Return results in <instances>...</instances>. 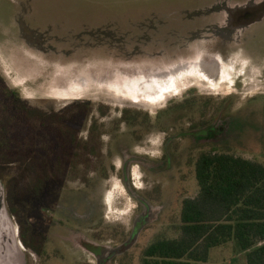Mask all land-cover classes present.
Segmentation results:
<instances>
[{
	"label": "rangeland",
	"instance_id": "1",
	"mask_svg": "<svg viewBox=\"0 0 264 264\" xmlns=\"http://www.w3.org/2000/svg\"><path fill=\"white\" fill-rule=\"evenodd\" d=\"M218 1L0 0V109L3 84L29 106L63 118L52 124L54 132L70 127L76 134L74 154L64 163L39 153L40 144L45 146L37 138L12 144L33 149L26 162L0 165L25 264L28 257L29 264H63L55 259L56 249H79L55 245L59 225L50 216L60 194L73 213L86 207L82 202L89 194L81 189L97 184L104 197L102 217L89 227L73 226L74 236L78 228L91 243L122 251L114 264H143V252L153 242L179 236L183 202L199 193L195 163L202 153L230 152L264 164V22L252 31L251 43L241 31L209 32L207 17ZM205 58L219 60L222 73L214 85L191 81L186 89L179 87L180 94L168 89L160 106L114 98L115 86L125 85H117L114 76L133 82ZM205 127L217 133L212 141L202 132L183 136ZM167 132L179 138L174 146L182 150L175 170L135 166L132 171L139 177L131 175L132 188L146 193L158 187L161 194L154 198L166 206L152 224L137 229V203L117 170L122 156L159 159ZM0 138L8 142L1 129ZM34 251L43 253L40 261ZM71 261L77 264L76 258ZM209 264H246V255L231 242L213 249Z\"/></svg>",
	"mask_w": 264,
	"mask_h": 264
},
{
	"label": "trees",
	"instance_id": "2",
	"mask_svg": "<svg viewBox=\"0 0 264 264\" xmlns=\"http://www.w3.org/2000/svg\"><path fill=\"white\" fill-rule=\"evenodd\" d=\"M1 88L0 129L8 142L0 138V165L26 162L33 149L25 152L12 144L27 139L43 142L45 150L40 144L39 153L53 156L52 161L64 163L73 156L76 134L70 127L53 131L52 124L63 118L29 106L3 84ZM195 168L199 193L183 202L179 236L153 242L143 252V264H209L212 250L231 242L246 255V264H264V164L212 151L202 153Z\"/></svg>",
	"mask_w": 264,
	"mask_h": 264
},
{
	"label": "flooded vegetation",
	"instance_id": "3",
	"mask_svg": "<svg viewBox=\"0 0 264 264\" xmlns=\"http://www.w3.org/2000/svg\"><path fill=\"white\" fill-rule=\"evenodd\" d=\"M234 1H244L248 4L249 8L248 10L244 11V13H240L238 15L237 7L239 4L233 3ZM254 1V2H253ZM219 4H216V7L213 9H210L209 11V20L212 22L211 28L207 29L209 32H218L222 30L221 32H230V33H238L239 31L243 32V34H247L245 42L251 43V38L255 35H251L253 33L252 31L257 28L261 22H264V18L259 19L255 18L254 22L252 24L250 22L249 25L245 26L244 30H241L240 26H229V22L235 23H241L240 21L242 19L251 21L256 12L258 11V8L261 6V4H257L259 2H256L255 0H219ZM243 2V3H244ZM230 3V4H229ZM236 8V9H235ZM232 29V30H231ZM252 29V30H251ZM251 30V31H250ZM231 47L232 44L225 43V47ZM199 129H196L194 131L185 132L183 133L184 137H190L188 136L190 133L194 132H202V137L208 138L209 141H212L213 139H210L212 136L214 138L217 137V133L215 131L210 130V128L205 127L203 130L198 131ZM214 133L216 135H214ZM167 137L164 140V143L162 144V156L159 159H152L148 156H142V155H134L131 154L130 157L122 156L121 164L119 166V169L117 170L118 175L121 177V180L125 186V188H129V194L132 197V199L137 203V210L134 214V227L137 229H141L146 227L149 224H152L156 219H158L159 214L165 209L164 202L161 201V203H158L157 201L160 200V197L155 200V195H160L161 190L156 187L157 189H153L152 191L145 192H139L136 191L134 188H132L131 175L133 177L135 176V179H139L137 173H132L133 168L135 166H138L141 170H145L144 168H151V170L159 169L163 173L169 174L172 170H175V167L173 166L174 159H178L180 155H182V150L178 149L176 150L174 146V142L179 139L175 136H170L168 132L165 134ZM217 152V151H215ZM124 154V153H123ZM106 174V173H105ZM134 179V178H133ZM97 184L93 185L91 188V185L86 186V189H81V191L88 192L89 195L86 198L85 201L82 202L83 207L85 209L77 210L72 213V209H68V207L63 205V202H60L61 194L56 197V202L54 203L53 207V215L50 216V218H53L54 222L59 225L58 227H55L54 236L56 237V247H60V245H72L73 244L78 247L77 250H64V249H56L54 251L55 253V259H59L60 262L63 264H71L72 258H76L77 264H114L115 258L118 257L123 252L115 249L112 251H109L104 247L103 245H96L95 243H91L89 241L88 237H84L83 234L79 231L77 228L76 236H74V227L75 225L79 224L81 227L90 225H94L96 221L101 219L102 215V206L104 204V197L99 195L97 193ZM76 191V192H81ZM75 192V191H74ZM93 200L92 203H90V206L87 204L88 201ZM186 200V199H185ZM184 200V201H185ZM157 202L156 204H154ZM154 205V207H153ZM68 206V205H67ZM142 211V213H141ZM144 211V212H143ZM146 213V214H145ZM150 214V216H148ZM150 217V218H149ZM67 232H70L71 235L67 237ZM72 236V237H71ZM94 244V245H93ZM70 253V254H69ZM34 254L39 257V261L42 258V252L34 251ZM73 255V256H71ZM29 264L31 262L30 257H28ZM68 259V260H67ZM57 260V261H59Z\"/></svg>",
	"mask_w": 264,
	"mask_h": 264
},
{
	"label": "bare ground",
	"instance_id": "4",
	"mask_svg": "<svg viewBox=\"0 0 264 264\" xmlns=\"http://www.w3.org/2000/svg\"><path fill=\"white\" fill-rule=\"evenodd\" d=\"M241 26V23L229 22V26ZM232 30V29H231ZM231 32V31H230ZM212 59V57H211ZM207 60L198 59L192 63H183L176 65L175 67L164 71L162 74L157 75H145L140 80L130 81L129 78H123L119 76H114L115 82L117 85L121 84L123 81L125 84L124 88L115 86L114 93H117L118 96H114L116 99H127L137 102L145 103V105H163L167 102L168 89H173L171 93L178 91L179 87H182V90L187 88V84L191 81L196 83L208 82L212 85L215 84V80L222 73V69L219 67V60ZM224 75V74H223ZM172 83V85H171ZM159 90V92H155ZM164 89V90H163ZM168 92V93H167ZM180 94L181 92L178 91ZM123 94V95H122ZM177 94V93H175ZM174 94V95H175ZM173 95V96H174ZM155 109V108H153Z\"/></svg>",
	"mask_w": 264,
	"mask_h": 264
},
{
	"label": "water",
	"instance_id": "5",
	"mask_svg": "<svg viewBox=\"0 0 264 264\" xmlns=\"http://www.w3.org/2000/svg\"><path fill=\"white\" fill-rule=\"evenodd\" d=\"M257 4H261V6L258 8L254 18L251 21L248 18L240 21L241 26H239L241 29L249 25L248 22L252 24L255 18H264V0ZM248 8V4L238 7L237 14L244 13ZM15 258L17 261V258H19L20 262H14ZM0 264H25L23 247L17 240L16 226L6 206L5 190L2 183H0Z\"/></svg>",
	"mask_w": 264,
	"mask_h": 264
}]
</instances>
